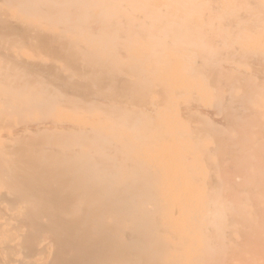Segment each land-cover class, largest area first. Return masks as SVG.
Segmentation results:
<instances>
[{"label": "bare ground", "instance_id": "1", "mask_svg": "<svg viewBox=\"0 0 264 264\" xmlns=\"http://www.w3.org/2000/svg\"><path fill=\"white\" fill-rule=\"evenodd\" d=\"M0 264H264V0H0Z\"/></svg>", "mask_w": 264, "mask_h": 264}]
</instances>
